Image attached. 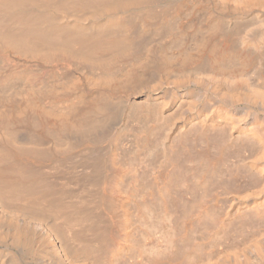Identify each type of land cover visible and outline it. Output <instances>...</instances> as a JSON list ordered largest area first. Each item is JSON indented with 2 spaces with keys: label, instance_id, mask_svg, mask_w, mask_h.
<instances>
[{
  "label": "bare ground",
  "instance_id": "obj_1",
  "mask_svg": "<svg viewBox=\"0 0 264 264\" xmlns=\"http://www.w3.org/2000/svg\"><path fill=\"white\" fill-rule=\"evenodd\" d=\"M225 1L0 0V264H116L131 248L133 236L132 197L124 183L127 168L134 167L122 164L118 149L125 147L121 144L129 133L133 143L147 148L150 134L167 120L171 133L184 129V138L212 125L216 116L234 129L244 122L242 132L262 151L252 166L264 175V79L252 84L241 70L235 72L236 56L242 59L241 47L247 45L257 49L248 60H257V68L264 69V30L253 31L262 21L257 7H264V0H241L238 5L232 0L237 6L231 12L221 8ZM203 7L221 8L218 15L214 11L213 24L209 22L210 35L202 33L198 39L206 35L199 42L203 50L198 58L190 48L179 56L180 40L175 38L184 30L183 18ZM170 37L177 41L176 57H168L163 44ZM202 74L210 77L204 80ZM201 78L203 87L197 85ZM219 81L226 84L220 90L215 87ZM241 100L247 105L240 107ZM163 151L165 161L171 160L168 152L175 157V151ZM179 171L169 173V180ZM247 206L253 215L263 214L264 196ZM180 247L159 252L153 263L264 264L263 237L203 263L197 252L195 262L193 252Z\"/></svg>",
  "mask_w": 264,
  "mask_h": 264
},
{
  "label": "rangeland",
  "instance_id": "obj_2",
  "mask_svg": "<svg viewBox=\"0 0 264 264\" xmlns=\"http://www.w3.org/2000/svg\"><path fill=\"white\" fill-rule=\"evenodd\" d=\"M226 1H225L226 6H222L221 8L225 11L231 12V11H234L235 6H237L239 4V1L241 0H236L237 2L233 0L237 4L235 6H234L235 3L234 2L232 3V0H226ZM259 6L257 7V9H259L258 11L260 15H257V16L258 17L260 16V17L259 18L257 17V18L259 21L262 20L261 22H263L264 21V18H263L264 17L263 15L264 7L263 6L259 7ZM215 8L216 7L211 8V9L208 7L199 8L196 10V12L194 11V14L193 12L189 13V16L191 18H186L188 17L187 16L188 14L184 16V18H186V19L183 18L182 30L183 29L184 30L181 31V33H178L179 35L177 34L179 37H181V39L178 38V36L176 35L178 39L175 38L176 36L174 38L178 40V42L175 39L172 40L173 37H170V39L172 38L171 39L172 42L168 41V43L166 42L163 43L166 45V52L168 54L167 55L168 57L179 55L180 52L177 51L176 49L178 50L180 49L181 51V55L179 56H183V55L186 56V54H188L189 52L194 54L195 56L201 53L203 49H201V46H199V42H200V45H202V43L206 39L207 33L208 35H210L209 32L211 31V24H213V22L215 21L216 15H218V12H219L217 10L221 11L220 7H218V9L217 8L215 9ZM208 11H213V13L210 12L213 15H215L214 11L217 14L215 16H212V18L209 19L208 15L210 13L205 14V12H208ZM206 17L208 18V20H206ZM250 17L252 16H249V18ZM253 17L250 18V20L252 19L254 23V21L256 22L257 18L253 19ZM250 20H248V22L244 20L243 22L250 23ZM204 21L209 26H207ZM209 22L210 23L212 22V23L210 24ZM261 22H258V24H261V25L257 24L258 28H256L257 26L256 23L254 24L256 25L255 29H253V31L255 30L254 31L255 33L251 31L252 34L253 33L257 34L258 32L264 30V25ZM195 28H198V29H195ZM201 28L203 29V32ZM193 33H195L196 36L199 33V36L196 38V36H194ZM202 33L206 34L204 36L205 38L202 37L201 39L203 38L204 39L198 41L199 37L203 36ZM182 34H184L185 38H188L187 36H189L188 43H186L187 39H185ZM163 39H160V40L164 41ZM170 39L166 38V41ZM182 39L185 42L182 41ZM179 40H180V43H179ZM173 41H175V43L176 42L179 43L178 44L179 46L175 44ZM174 45L180 48L177 47L175 49ZM171 46H173L172 48L174 49H172ZM197 46H199V48ZM239 48L240 46L237 45L236 50L238 51ZM241 48H243L244 53L245 51H247L248 55L247 53H245L246 55L244 53H241L242 52L241 50L240 53L242 54L243 57L241 56V54H240V57H242V59L239 58V55H238L236 56L238 57L237 58L238 60L235 59V61L237 60L238 62L240 60L242 62V60L245 57L246 62H250L249 61L250 59L248 60L247 56H249L250 58L249 54L252 52H255V50L257 49L254 50L253 45L252 47L251 45H247L246 47H241ZM196 49L197 51L195 52ZM256 61L254 64H252L253 62L252 63L250 62L251 64L246 63L244 60L242 62L243 64L238 62L237 66L235 67L237 71L235 72H239L241 70L240 72L242 74L240 75L244 77L246 76L247 78L246 77L245 78L247 80L249 79V81L253 80L252 84L261 83L262 79H264V74H263L264 69H262L263 72L262 70L258 69L259 67L261 68V66L258 63V61L257 62ZM244 65L246 69L243 68ZM253 65L254 66L257 65L258 68L257 66L253 67ZM245 70L247 71L246 73L244 72ZM250 70H253V72ZM78 73L76 75H78ZM205 74L204 75L202 74L201 76L202 78L204 76L203 78L204 80L210 77L208 76L207 78ZM202 78L200 80L198 79V81L203 82L204 80H202ZM200 82L199 84H197L198 82L196 84L199 86L201 85L204 86L206 83L204 81V83L200 84ZM219 83H222V84L219 85ZM221 85L226 86V84H224L222 81L221 82L219 81L218 84L216 83L215 87H218V88L221 87L219 88V90L223 89V86ZM237 103L240 104V107L247 105V103L243 100ZM180 104L181 102L178 105L180 106ZM178 105H176L173 108L175 112L179 108ZM184 108H188V107L186 106ZM192 109L193 108L191 107V110ZM177 113L179 114V116L177 115L176 116L180 117L181 116L180 113L179 112ZM160 117L158 118L160 119ZM217 118L222 119V117L220 118L216 116L214 117L213 124L211 125L210 124L211 121H210L209 122L210 125H207L209 128L208 127L202 128L200 132L201 133L203 132L204 134H201L199 130L198 132L194 130V131H190L189 134L186 133L185 136L190 138V139H187V137H185L187 140H185L184 136L182 135V133L184 132L183 131L184 129H178V131L176 130L174 133H171L170 128L168 127L171 126L170 124L172 122L167 120L168 122H166V124L168 123L170 126L167 124L163 126L164 128L158 129L159 127H161L159 126L158 128L155 129V131H153L152 133L153 135L150 134L149 139L147 141L149 144L147 143L148 145H145L147 146L148 149L142 146V144L140 145V142L139 144L133 143L134 135L132 133H131L132 136L129 135L130 134L129 133L124 136L125 139L123 137V142L121 145L125 144V147L126 146L127 147L126 148L123 147L124 145L120 146L121 148L118 149L120 153L118 154L119 159L120 160L122 159L123 161L122 164L124 166L126 164V167H128L127 166L128 164L129 166L132 165V167H134V168H131L130 166L127 168L129 171H127V176L125 178L126 183H124V188H125L124 190L125 191L127 190L128 193L130 192L131 194L129 193V196L132 197L129 199L130 205H128V208L132 209V214H130V217L132 216L131 217L132 225H130V229L132 231L133 236H132V241H131V248L128 251L129 253L127 252L128 254L125 253L124 255L118 257L116 259V264H154L153 258L159 252L166 250V249H170L172 245L173 246L179 245V247L180 245H182L183 249H190V251L193 252L191 255L194 254V257L196 256V252H197L198 256L201 257V262L203 263L205 261L207 262V261L215 260L221 257L222 253H225L224 255H227L228 253L235 252L234 251L235 249L241 250L243 248H246L254 244L255 242H257V239L262 238V237L264 238V236H262L264 235V213L263 214L260 213V215L258 214L259 216L257 214L253 215L254 213H251L249 210L250 207L247 206L248 202H250L252 199L264 196L263 195L264 175L259 173L252 166V161L254 160L256 155L260 156L259 152H262L261 148H259V145H258L259 143L257 141H254V140L251 141L252 138L248 137L246 133L242 132L243 129L241 126L244 122H240L238 125L235 124L236 129H234L231 126H229L230 125L229 121L227 122V120H225L224 118L222 120H219ZM185 123L187 124V121L183 122L182 124L184 125ZM216 125L219 126V130H218V126ZM211 126H213V128ZM225 129L226 131H224ZM228 130L230 131V133H228L229 132ZM219 132L220 133L223 132L225 134L223 133L220 134ZM206 134H208L209 136ZM126 137L129 139L126 140ZM183 138L187 142L181 141ZM129 140H131L132 142ZM212 140L213 141L215 140V141L213 142ZM183 142H185L186 144H184ZM171 145L175 147V149H173ZM175 145H177L178 148ZM137 146L138 147L140 146V148H137ZM163 149L164 150L166 149V152L171 150L173 153L175 151L176 154L174 156L175 157L179 156L180 158L179 157L175 158L173 157V154L168 152V156L169 158L171 157V160L168 159L167 161H165V157L162 156L165 154V151H163ZM125 150L127 153L125 152ZM124 152H125V155L123 154ZM162 152H164V154H162ZM188 153H190L191 155ZM121 154H123L124 156L123 155L121 156ZM129 154L131 155L129 156ZM139 154H142V155H139ZM261 155H263V153ZM173 158L175 159V162ZM124 159H125V162H124ZM180 159L182 161L181 165H179ZM175 164H178V166H176ZM174 165L176 168H173ZM177 169L178 171L182 169L181 172L180 171L178 172L179 175L177 174L178 178L183 177L186 174L183 178H180L179 180L176 174H175V178L172 177L174 173H177ZM171 170H175L176 172L171 171ZM171 172L173 174H171L170 176L172 178L171 180L173 181H170L168 178L169 177L168 174ZM133 178L138 179V180L134 181ZM178 181H180L181 183H179ZM135 183L141 184L142 187L141 188L136 187ZM175 183L177 184L175 185ZM159 184H161L164 187L161 188ZM128 186L129 188L133 186L134 189L133 187L130 189L131 191L128 190L129 188L126 189ZM169 187H171L172 189L171 188L169 189ZM161 190L162 191L165 190L164 193L161 194L160 193L162 192ZM166 190L168 191L167 193H166ZM151 199L153 202L151 201ZM190 200H192L193 202H191ZM184 201L185 203H183ZM137 203L138 205L143 204L142 206H140L141 208L137 206ZM147 203L149 205L146 206L145 204ZM185 204L187 206H185L184 208L188 207L186 208L188 210L185 209L186 212H183L184 211L183 206ZM192 204L195 206L192 207L191 206ZM134 205L135 207L136 206L138 207V210H135L136 208L134 207ZM131 209H129V211ZM184 216H187V217H184ZM174 232H177V233H174ZM171 235L174 236L173 239H177V240H174L175 241L174 244L171 242V240H173L171 238L173 236ZM176 236L177 238H175ZM252 240L253 241L256 240V241L253 242ZM194 245H196L197 247H195ZM194 248H197L199 250L195 251ZM198 256H196L197 258L195 257V262H198L196 261V259L197 260L200 259V258L198 259ZM194 257L192 256L191 260L194 259Z\"/></svg>",
  "mask_w": 264,
  "mask_h": 264
}]
</instances>
